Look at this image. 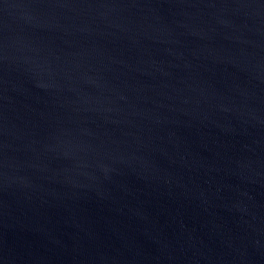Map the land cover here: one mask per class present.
Returning a JSON list of instances; mask_svg holds the SVG:
<instances>
[{
  "label": "water",
  "instance_id": "obj_1",
  "mask_svg": "<svg viewBox=\"0 0 264 264\" xmlns=\"http://www.w3.org/2000/svg\"><path fill=\"white\" fill-rule=\"evenodd\" d=\"M0 264H264V0H0Z\"/></svg>",
  "mask_w": 264,
  "mask_h": 264
}]
</instances>
